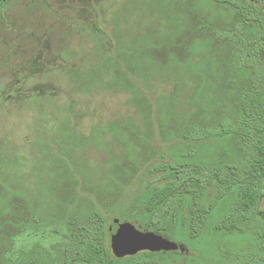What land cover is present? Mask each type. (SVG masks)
<instances>
[{"label": "rangeland", "instance_id": "obj_1", "mask_svg": "<svg viewBox=\"0 0 264 264\" xmlns=\"http://www.w3.org/2000/svg\"><path fill=\"white\" fill-rule=\"evenodd\" d=\"M257 5L262 0H250ZM234 9L212 0H6L0 10V264L25 228L82 221L99 211L148 228L144 208L161 184L156 169L183 161L234 159L232 138L187 144L191 125L231 114L237 87L228 82L222 48L205 31L232 26ZM249 33V31H246ZM161 168V169H162ZM234 193L198 199L209 213L191 237V200L165 232L176 252L139 253L112 264H222L223 249L243 248L248 233L217 230ZM264 204L260 199L259 209ZM72 221V222H73ZM155 233V232H154ZM56 252L57 264L62 256ZM16 264H50L37 250Z\"/></svg>", "mask_w": 264, "mask_h": 264}, {"label": "trees", "instance_id": "obj_2", "mask_svg": "<svg viewBox=\"0 0 264 264\" xmlns=\"http://www.w3.org/2000/svg\"><path fill=\"white\" fill-rule=\"evenodd\" d=\"M212 1L234 9L237 15L232 26L205 31L223 50L228 64L227 81L238 74L245 73L247 77L234 93L231 114L220 112L209 124L191 125L182 140L189 144L208 138H232L237 157L220 158L213 165L183 161L156 169L161 184L149 195L144 208L151 214L161 207L160 215L166 212L169 218L175 216L183 197L190 199L188 227L191 237H195L212 208L206 209L198 201L205 191L214 189L215 202L234 193L228 213L216 224V229L248 233L251 242L243 248L223 249L222 264H264V204L259 209L264 195V0L259 5L250 0ZM5 2L0 0L2 12ZM160 215H153L148 225L156 234L166 229L167 219L160 223ZM72 221L71 229L66 222L38 226L36 230L25 228L10 239L3 254L4 264H16L21 256L37 250L48 255L50 264H57L56 248L62 264H112L102 214L94 211L82 221ZM137 257L115 260L119 263Z\"/></svg>", "mask_w": 264, "mask_h": 264}, {"label": "water", "instance_id": "obj_3", "mask_svg": "<svg viewBox=\"0 0 264 264\" xmlns=\"http://www.w3.org/2000/svg\"><path fill=\"white\" fill-rule=\"evenodd\" d=\"M110 250L114 258L133 257L139 253L176 252L179 246L151 231H140L132 224L114 219L108 229Z\"/></svg>", "mask_w": 264, "mask_h": 264}]
</instances>
